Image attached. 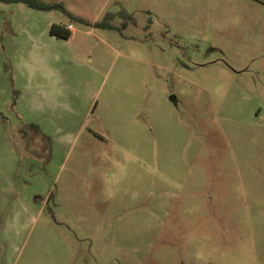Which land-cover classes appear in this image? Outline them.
Segmentation results:
<instances>
[{
	"label": "rangeland",
	"instance_id": "obj_1",
	"mask_svg": "<svg viewBox=\"0 0 264 264\" xmlns=\"http://www.w3.org/2000/svg\"><path fill=\"white\" fill-rule=\"evenodd\" d=\"M43 1L86 23L0 1V264H264V0Z\"/></svg>",
	"mask_w": 264,
	"mask_h": 264
},
{
	"label": "trees",
	"instance_id": "obj_2",
	"mask_svg": "<svg viewBox=\"0 0 264 264\" xmlns=\"http://www.w3.org/2000/svg\"><path fill=\"white\" fill-rule=\"evenodd\" d=\"M2 2H23L26 5L33 7V8H38V9H52V8H60L65 14L68 15L70 19H75L81 22H85L86 20L75 16L71 13H69L60 3H49V2H44L43 0H0ZM98 25H104L103 22L97 23ZM49 33L51 35H54L59 38H64L68 39L71 36V31L66 27L65 24L61 23H51L49 26Z\"/></svg>",
	"mask_w": 264,
	"mask_h": 264
},
{
	"label": "crops",
	"instance_id": "obj_3",
	"mask_svg": "<svg viewBox=\"0 0 264 264\" xmlns=\"http://www.w3.org/2000/svg\"><path fill=\"white\" fill-rule=\"evenodd\" d=\"M68 24H71L72 25V29L70 30L71 31V36L69 37V38H71L72 36H73V34H74V32H75V28H74V26H73V24L72 23H67V24H65L66 25V27H67V25ZM52 36H54V35H52ZM54 37H56V36H54ZM22 80H23V83H24V85L23 86H26V87H28L29 89H33L34 90V92L36 93H38L39 91H40V89L42 88V84L44 85L45 84V86L47 85L46 84V82L44 81V79H42V78H40L39 76H37L36 75V73L35 72H33V71H30L27 75H23V77H22ZM20 91V90H19ZM23 91H20V94L22 93ZM19 94V95H20ZM29 123H31V122H29ZM34 124V123H33Z\"/></svg>",
	"mask_w": 264,
	"mask_h": 264
},
{
	"label": "built area",
	"instance_id": "obj_4",
	"mask_svg": "<svg viewBox=\"0 0 264 264\" xmlns=\"http://www.w3.org/2000/svg\"><path fill=\"white\" fill-rule=\"evenodd\" d=\"M67 28H68L69 30H71V29H72V25H71V24H68V25H67Z\"/></svg>",
	"mask_w": 264,
	"mask_h": 264
}]
</instances>
